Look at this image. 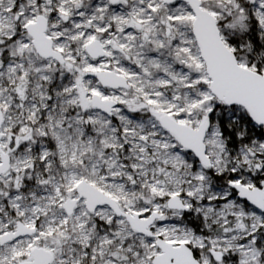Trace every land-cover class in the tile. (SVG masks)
<instances>
[{
    "label": "snow or ice",
    "instance_id": "1",
    "mask_svg": "<svg viewBox=\"0 0 264 264\" xmlns=\"http://www.w3.org/2000/svg\"><path fill=\"white\" fill-rule=\"evenodd\" d=\"M0 264H264V0H0Z\"/></svg>",
    "mask_w": 264,
    "mask_h": 264
}]
</instances>
